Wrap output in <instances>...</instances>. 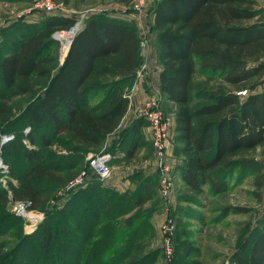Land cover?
Returning a JSON list of instances; mask_svg holds the SVG:
<instances>
[{
    "label": "trees",
    "instance_id": "trees-1",
    "mask_svg": "<svg viewBox=\"0 0 264 264\" xmlns=\"http://www.w3.org/2000/svg\"><path fill=\"white\" fill-rule=\"evenodd\" d=\"M261 3L264 0H157L150 9L161 66L159 90L164 101L172 104L173 153L181 160L172 174L179 202L197 205L196 196L228 190L227 181L217 176L220 169L232 166L234 156L264 145V89L253 88L264 75ZM73 23L72 18L56 15L34 23L19 20L6 29L7 34L8 30L16 34L7 35L6 44L4 37L0 40V122L10 121L13 107L22 110L19 130L0 144V156L14 180L7 181L8 189L13 199L29 200L32 208L46 211L42 222L22 236L11 254L2 251L0 242V264H26L21 257L32 251L46 264H152L162 255V247L142 256L139 250L140 240L153 232L150 217L157 207L144 208V217L140 211L156 197L161 200L157 178L132 176L134 189L123 192L91 178L85 186L62 194L58 204L49 205L84 167L87 154L101 150L110 136L119 140L115 148L105 150L111 155L118 150L123 159H132L147 123L139 116L118 131L129 105L125 88L139 67L135 24L105 13L90 15L57 64L52 33ZM251 61L255 63L249 65ZM197 74L218 81L220 87L210 90L198 84ZM238 90L251 91L240 99ZM26 94L31 98L23 109L10 102ZM262 185L261 173L254 186ZM6 202V189L0 187V207ZM185 211L195 217L191 210ZM168 214L174 221L168 260L175 259L179 246L185 249L180 264H202L194 256L196 248L186 240L182 217L170 210ZM121 216L129 232L115 247V224ZM11 217L22 226L20 217ZM133 220H140L139 224L133 227ZM33 239V249L29 246L16 254L21 244ZM56 244L58 251L53 253ZM240 250L248 252L233 253L231 264H264V216Z\"/></svg>",
    "mask_w": 264,
    "mask_h": 264
},
{
    "label": "rangeland",
    "instance_id": "rangeland-1",
    "mask_svg": "<svg viewBox=\"0 0 264 264\" xmlns=\"http://www.w3.org/2000/svg\"><path fill=\"white\" fill-rule=\"evenodd\" d=\"M55 1L62 4L63 6L62 8L64 10V15H62V17H69L74 20L82 14H90L95 12L96 14L105 13L110 17L124 21H131L135 24L140 38V59L139 67L136 70L134 78L130 80L129 84L127 83L128 86L125 88L126 93L128 94L127 97L129 104L133 89L135 85L139 83L140 86L142 85L145 94L150 97V100L148 97V101L138 108L136 118L139 117L140 110L147 108L150 102H156V104L161 107L164 118L167 119L169 124H171V117H173V113L171 112L172 104L164 101L160 94L159 87H156V84H159L158 76L161 66L158 63L156 56L155 34L151 28L152 11L150 9L157 0H147V3L150 2V4L146 6L141 12L132 10L130 1L126 4H121L116 0ZM33 3L34 0H0V40L2 41L4 37V44L7 43V35H11L13 37V34H16L14 31L10 30H8L7 34V26L18 23L19 20L34 23L47 15L58 16L57 14H35L29 17L21 16V12L23 10L30 9L33 6ZM261 6L264 8V3H261ZM56 31L52 33L51 37L57 42L56 63L59 64L60 60L62 59V55L67 48L64 47V40L58 38L54 34ZM10 32L12 33L10 34ZM254 63L255 62L251 61L248 64L252 65ZM194 81L198 84H202L204 87H207L210 90L215 89L217 86L220 87V83L218 81H207L199 74L195 76ZM263 87L264 75L262 78L257 79L253 83V88L256 91L264 89ZM244 97L245 96H240V99H243ZM30 98L31 95L26 94L13 97L11 98L10 102L12 105L21 104V108L23 109L24 106L27 105ZM21 112V109L17 110L13 107V111L11 112V116L9 118L10 121L8 123L0 122V141L2 136L5 134L19 130V127L22 125L20 118ZM145 122L147 123L142 127L141 146L132 159H123L122 152L118 150H114L112 153V175L106 181V183L101 181V183L105 184V187L114 188L107 184V182H109L110 179L114 177L117 181L126 182L127 184V187L122 185V189H117L119 192L127 191L129 189L132 190L134 189L135 183L132 182L131 177H136L137 174L150 176L153 178V180L157 178L158 183H160V177L157 174L155 167L153 145L151 143V128L149 122L147 120ZM118 130L121 131L122 129ZM173 135V130H171V127H169V136L166 140V156L168 157V162L173 167L172 170H174V168H176V166L181 163L180 157L173 153ZM113 136H110L106 140L103 145L105 148H115V142L119 140V136ZM52 150L63 152L62 148H55ZM86 158L84 159L85 163L87 160ZM0 159L2 160L1 156ZM2 162L7 166L3 160ZM60 163L61 165L63 164L61 161ZM172 173L174 174L173 171ZM261 173L263 174V185L261 188L256 189L254 186V180L256 178L258 179V176H260ZM2 175L3 174L0 173V187L6 189L7 194L9 186L7 181L14 182V180L9 177L8 174H6L5 177ZM217 176L219 178L223 177L224 180L227 181L228 190L213 196L208 194L196 196L199 202L197 205L179 202L177 200L175 183L177 181L173 180V194L169 199H167L166 204L162 198L159 200L156 197L153 201L146 203L142 207V210L140 211L142 217H144V208L147 210L151 209L153 208L152 204L157 207V210L154 211L150 217L152 222V234L148 236V238L140 240V245L142 247V251L139 250L140 256L147 252L153 251L158 247L161 248V226L163 225L167 210H170L182 217L181 222L184 224L185 231L187 232L186 240L196 248L197 253L194 256H198L202 264H231L230 257L233 253L239 252L242 253V256L247 254L248 250H240V244L245 238L250 236L251 233L255 231V229L260 225V221L264 216V145L257 146L254 149H250L246 152H243L242 154L234 156L233 165L228 168L220 169ZM61 190L62 188L56 192L55 198L49 204L50 206H52L53 203L55 204V202L58 204L61 201ZM237 207L241 209H236ZM185 210H191L190 212L193 213L195 217H188L190 215H187L188 212ZM42 212L44 213L46 211ZM3 214L4 216H2ZM0 215L2 216L0 217V242L3 246L2 251L5 254H11L10 250L16 247L22 236L32 232L27 233L25 231V222L22 218L21 227L23 229H21L19 221L11 217L14 214L10 211V206L7 202L4 204V206L0 207ZM123 218L124 216H121L116 219V243L113 244L115 247L121 245L120 243H122L124 240V236H126L129 232L127 226L123 225L122 223ZM139 221L140 220H133V227L135 225L137 226ZM33 241L34 239L32 241L26 242L25 245L21 244L16 251V254L26 247L29 248V246L31 249H33ZM58 246L59 244L54 246V250L52 251L53 253L58 251ZM183 250L185 249L177 246V249L174 250L173 254L175 259L172 258V260L169 261L168 259H165L164 253H162V255L160 254L158 256L156 262L152 264H180L183 262L182 256L185 254ZM28 254H24L25 257H21V260L24 259V261H27L26 264H46V262L41 258L40 254L34 253L32 251L33 256L30 255L31 258ZM21 255L22 254L19 256ZM106 255L107 254L105 252L103 256L104 262L106 260ZM126 262H128V260Z\"/></svg>",
    "mask_w": 264,
    "mask_h": 264
},
{
    "label": "built area",
    "instance_id": "built-area-1",
    "mask_svg": "<svg viewBox=\"0 0 264 264\" xmlns=\"http://www.w3.org/2000/svg\"><path fill=\"white\" fill-rule=\"evenodd\" d=\"M131 9L134 11L141 12L146 6L150 4L147 0H130ZM62 4L56 2L55 0H34L33 6L28 10H23L21 16L29 17L35 14H57L58 16L64 15V10ZM96 14L92 12L90 14H82L74 19L73 25L66 30L62 31H74L73 36L83 27L85 20L90 16ZM58 32V31H56ZM55 32V33H56ZM54 33V34H55ZM72 36V38H73ZM65 57V56H64ZM64 57L60 60L63 61ZM139 74V73H138ZM239 96H245L247 90H238L236 92ZM139 116H143L150 124L151 128V143L153 145L154 156H155V167L159 173V194L166 201L173 194V173L172 165L168 162L166 140L169 136L170 124L167 119L164 118L161 107L156 104V102H150L147 108L140 110ZM28 128L24 129L27 132ZM13 134H5L2 136L0 144L11 140ZM86 163L82 169H80L76 175H74L61 190L62 194H65L68 190L76 189L80 186H85L89 179L97 178L100 181L105 182L112 175L111 159L112 155L110 152L105 150V146L101 148L98 152L90 153L87 155ZM0 173L2 176L7 174V166L0 159ZM1 178V177H0ZM8 204L10 206V211L24 220L25 231L27 233L33 232L37 226L44 219V213L42 210L34 209L31 207V202L29 200H18L11 197L10 189L7 190ZM167 214L165 216L162 227V251L164 253L165 259H169L173 252V240L172 234L174 229V224Z\"/></svg>",
    "mask_w": 264,
    "mask_h": 264
},
{
    "label": "crops",
    "instance_id": "crops-1",
    "mask_svg": "<svg viewBox=\"0 0 264 264\" xmlns=\"http://www.w3.org/2000/svg\"><path fill=\"white\" fill-rule=\"evenodd\" d=\"M121 3V2H119ZM121 4H126V3H121ZM156 87H159V84L157 83L156 84ZM264 88V87H263ZM261 89V88H260ZM148 97L143 88H142V85L140 86L139 83H137L133 89V93L131 95V101H130V104L128 106V109L125 113V115L123 116L121 122H120V125H119V128L118 129H123L121 127H125L127 124H129L134 118H136L137 116V110L138 108L143 105L145 102L148 101ZM149 100H150V97H149ZM170 127H171V130H173V117H171V124H170ZM120 131V130H118ZM113 178V179H112ZM110 179L109 182H107L108 185L114 187L116 190L117 189H122V185H125V187H127V184L126 182H119L116 180V178L112 177ZM107 181V180H106ZM105 181V183H106ZM64 198H62L61 200H63ZM165 203V202H164ZM156 227V225H155ZM158 227V226H157Z\"/></svg>",
    "mask_w": 264,
    "mask_h": 264
},
{
    "label": "bare ground",
    "instance_id": "bare-ground-1",
    "mask_svg": "<svg viewBox=\"0 0 264 264\" xmlns=\"http://www.w3.org/2000/svg\"><path fill=\"white\" fill-rule=\"evenodd\" d=\"M73 34H74V31H65V32H56L55 33V35L58 37V38H60V39H62V40H64V47L65 48H67L65 51H64V53H63V55H62V58L66 55V52H67V50H68V48H69V45H70V41H71V39H72V36H73ZM55 36V37H56ZM59 39V40H60ZM61 41V40H60ZM62 43V42H61Z\"/></svg>",
    "mask_w": 264,
    "mask_h": 264
},
{
    "label": "water",
    "instance_id": "water-1",
    "mask_svg": "<svg viewBox=\"0 0 264 264\" xmlns=\"http://www.w3.org/2000/svg\"><path fill=\"white\" fill-rule=\"evenodd\" d=\"M73 39V38H72ZM72 39H71V41H70V44H71V42H72ZM69 47H70V45H69ZM69 49V48H68ZM68 51V50H67ZM67 53V52H66ZM62 63V62H61Z\"/></svg>",
    "mask_w": 264,
    "mask_h": 264
}]
</instances>
